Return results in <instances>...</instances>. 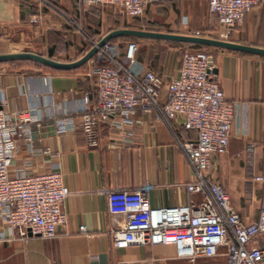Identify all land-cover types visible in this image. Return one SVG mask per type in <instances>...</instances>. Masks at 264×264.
Here are the masks:
<instances>
[{
  "label": "crops",
  "instance_id": "crops-1",
  "mask_svg": "<svg viewBox=\"0 0 264 264\" xmlns=\"http://www.w3.org/2000/svg\"><path fill=\"white\" fill-rule=\"evenodd\" d=\"M206 1L208 11L220 25L218 16L210 10ZM202 2L183 0L182 5L187 4L191 15L180 5L177 23L187 28V31L179 29L166 32L122 27L118 24L117 9L111 6H95L81 11L76 0H0V32L4 37L15 40V43L26 42L38 46L34 22L39 19L45 35L42 48L41 45L39 48L46 50L39 54L71 62L87 53L83 48L89 35L86 32L83 33L86 36L76 35L78 30L68 33L64 17L78 15L86 21L97 19L98 41L118 29L198 35L191 26L207 17L205 12L196 8ZM153 3L145 9V15L126 16H144L150 20L158 11L151 6ZM261 15H264V5L255 6L247 13L244 28L240 27L242 23L232 29L227 41L245 44L235 39V34L251 31ZM107 20H113L116 26L101 32ZM52 31L59 32L57 40L51 37ZM124 36L177 41L130 34L116 35L111 41ZM61 37H72V41L65 39V43L58 45L56 42ZM118 44L121 50L127 45ZM248 45L257 46L252 43ZM212 47L222 50L217 57H213L219 70L218 81L226 98L236 103V109L228 149L223 154L212 155L209 176L227 191L244 222L250 223L258 220L264 198L263 184L254 179L264 171V73L262 66L252 65L237 54L264 55ZM150 49L141 52L138 48L137 56L163 76L161 100L165 101L168 83L179 74L182 56L176 58L170 54L162 63H158L149 57L153 50L159 54L155 45L151 43ZM90 65L89 59L82 65L67 69L45 65L30 71L0 68V107L8 113L16 109H28L35 117L46 120L39 136L35 135L34 161L26 164L29 159L28 148L23 141L18 140L13 169L27 168L39 172L60 165L71 190L65 203L67 220L59 226L56 237L32 238L28 241L10 239L5 223L0 218V264H168L169 260H180L176 257L174 245L113 247L109 232L112 215L103 189L135 188L152 183L155 188L150 193V201L154 207L184 205L200 199L201 195L189 193L183 185L186 181L195 180L197 174L181 148L183 141L195 140L197 133L184 127L182 115L166 121L158 118L156 112L141 110L128 119L116 115L109 123L103 124L100 127V144L95 147L88 144L80 127L74 124L68 129L56 127L52 121L54 117L77 121L83 96L94 91L95 78L88 74ZM3 98L4 104L1 103ZM43 147H49L58 156H42L40 151ZM83 225L86 227L85 232L80 229Z\"/></svg>",
  "mask_w": 264,
  "mask_h": 264
},
{
  "label": "built area",
  "instance_id": "built-area-1",
  "mask_svg": "<svg viewBox=\"0 0 264 264\" xmlns=\"http://www.w3.org/2000/svg\"><path fill=\"white\" fill-rule=\"evenodd\" d=\"M76 1L81 11L111 6L124 15L137 17L158 0ZM208 3L218 16L219 36L224 40L244 22L248 12L264 5V0ZM98 42L94 41V45ZM138 48L136 41L128 42L124 50L111 40L99 46L90 58L88 71L95 78V89L83 96L78 120L54 117L52 121L58 128L68 129L72 124L80 127L88 144L95 147L100 144V127L116 115L128 119L138 110L153 111L166 121L182 115L184 127L197 133L195 140L181 143L197 174L195 180L183 185L201 198L184 205L154 207L150 201L155 188L152 183L135 188H104L112 215V246L174 245L179 259L196 261L223 255L226 264H264V198L258 220L246 223L227 191L209 176L212 155L228 149L236 109V103L226 98L218 75L213 73L215 62H211V55L203 50L185 51L179 74L170 79L166 100L162 101L163 76L137 56ZM4 101L3 98L1 103ZM45 123L28 109L8 113L0 107V218L10 239L53 238L67 220L65 203L71 190L60 165L39 172L12 167L18 140L28 148L26 164L34 161L35 135L39 136ZM40 154L58 156L49 147H43ZM254 179L263 184L264 191V171ZM80 229L86 231L84 225Z\"/></svg>",
  "mask_w": 264,
  "mask_h": 264
},
{
  "label": "rangeland",
  "instance_id": "rangeland-1",
  "mask_svg": "<svg viewBox=\"0 0 264 264\" xmlns=\"http://www.w3.org/2000/svg\"><path fill=\"white\" fill-rule=\"evenodd\" d=\"M203 2L197 5V9H201L203 12L206 13L207 17L206 19H201V22H199L196 25H192L191 28L193 31L196 32V34L200 36H207L212 38L221 39L219 36L221 26L218 24L217 20L214 18L212 14L208 11V5L206 0H202ZM183 0H158L155 3H153L151 6L153 9L158 10L154 15L149 19H146L144 16L141 18H131L127 17L126 15L116 12L118 15V19L120 22L118 23L122 27H129V28H142V29H151V30H162V31H173V30H181L185 32L187 28H182L180 25H178L177 20L180 17V5L181 9L185 10L186 13L189 12V7L186 6L185 3L182 5ZM192 10V9H191ZM192 12V11H191ZM146 12L144 13V15ZM189 15L191 13L189 12ZM64 17V25L67 26L68 33L70 31H79L75 32L76 35L79 33V35H82L83 33L88 34L89 37H86L87 40L84 46V50L87 52L93 47L94 41H97L99 38L96 37L99 29L97 24V19H94L93 21H86L83 18H81L78 15H71L70 17L66 18ZM91 24V25H90ZM115 25V22L113 20H107L105 22L104 27L101 28L102 31L110 30V28H113ZM245 23H243L240 27L244 28ZM220 28V29H219ZM187 31V30H186ZM190 32V31H189ZM57 31L51 32V37L58 39ZM67 33V35H68ZM0 34H2L0 32ZM34 34L36 41L39 43V45L43 44L44 40V34H43V28L41 26V23L37 20L34 22ZM72 34V33H71ZM83 36H86L84 35ZM235 39L240 40L242 43L245 44H255L257 46L264 47V15H261L259 18V21L253 25L251 31L246 30L245 32H239L236 33ZM60 36V35H59ZM100 36V35H99ZM65 39H68L66 41H72V37L64 38L61 37L58 42L59 44L65 43ZM227 40V39H224ZM130 41H136L139 45L140 51H150V45L151 43L155 45V49L157 53L155 54L154 50L151 52V58L152 61L162 63L165 59V57H168V55L171 56L174 55V57L181 58L182 54L185 51H192V50H203L211 54L214 58L217 57L222 51L220 49L214 48L212 46H202L198 44H189L184 42H177V41H163V40H146V39H140L136 37H130V36H124L120 37L114 40L115 43H121L125 44ZM15 40H12L11 38L8 39L2 35L0 39V54L2 53H16V52H22V51H32L36 53H41L42 51H46L45 49H41L42 45L39 48V45H33L31 43H15ZM240 58L247 59L248 62H250L252 65H258L263 67V73H264V56L259 55H251V54H240L238 53ZM36 61H28V60H4L0 61V68L6 69V70H14V71H25V70H32L34 68H38ZM149 63V62H148ZM225 248L223 247L221 251H224ZM168 264H226V258L223 255L212 257V258H205L201 257L196 259V261H190L189 259H180V260H169Z\"/></svg>",
  "mask_w": 264,
  "mask_h": 264
},
{
  "label": "water",
  "instance_id": "water-1",
  "mask_svg": "<svg viewBox=\"0 0 264 264\" xmlns=\"http://www.w3.org/2000/svg\"><path fill=\"white\" fill-rule=\"evenodd\" d=\"M119 34H130V35H143V36H151L165 39H172L177 41H185L192 42L197 44H206L223 48H232L238 49L242 51L254 52L264 55V47L253 46L248 44H241L227 40H221L217 38L200 36V35H185V34H174V33H162V32H153V31H141L134 29H118L107 34L103 39H101L97 45H94L85 55H83L80 59L71 61V62H63L51 57L32 52V51H22L16 53H2L0 54V61L4 60H16V59H32L39 63L49 65L56 68H73L79 65H82L86 61H88L94 53L97 51L99 46H102L107 41L111 40L112 37ZM214 58L211 56V62L213 63ZM218 67H214L213 73L218 75Z\"/></svg>",
  "mask_w": 264,
  "mask_h": 264
},
{
  "label": "trees",
  "instance_id": "trees-1",
  "mask_svg": "<svg viewBox=\"0 0 264 264\" xmlns=\"http://www.w3.org/2000/svg\"><path fill=\"white\" fill-rule=\"evenodd\" d=\"M211 55V54H210ZM16 60H28V61H35V60H32V59H16ZM37 62V61H36ZM40 65H45V64H42V63H37V66H40ZM46 67H52V66H49V65H45ZM53 68H56V67H53ZM59 69H67V68H59Z\"/></svg>",
  "mask_w": 264,
  "mask_h": 264
}]
</instances>
